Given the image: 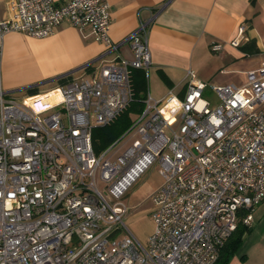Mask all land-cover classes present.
<instances>
[{"label": "built area", "instance_id": "1", "mask_svg": "<svg viewBox=\"0 0 264 264\" xmlns=\"http://www.w3.org/2000/svg\"><path fill=\"white\" fill-rule=\"evenodd\" d=\"M8 13L0 64L7 34L44 39L66 22L93 30L108 53L118 49L108 0H11ZM153 18L129 36L131 60L61 86L42 108L38 96L8 100L0 73V264H215L241 213L251 226L264 200V63L243 85L189 70L183 98L149 96L122 138L95 150L94 129L134 101L131 71L152 66ZM246 32L240 25L230 46L246 44ZM153 166L163 183L148 199L154 230L143 244L125 223L134 209L124 198Z\"/></svg>", "mask_w": 264, "mask_h": 264}, {"label": "crops", "instance_id": "2", "mask_svg": "<svg viewBox=\"0 0 264 264\" xmlns=\"http://www.w3.org/2000/svg\"><path fill=\"white\" fill-rule=\"evenodd\" d=\"M10 1L0 0L1 19L8 17ZM55 1L63 4L66 0ZM108 2L111 6L109 35L112 42L118 45V49L110 53L105 44L96 40L93 30H80L67 22L53 36L44 39L17 32L7 34L0 64L7 96L23 91L25 95L15 101L41 97L36 103L37 108L56 102L58 89L63 86L59 82L61 79L71 77L73 81L88 76L104 63L131 60L133 50L129 36L139 28L141 20L147 21L153 17L149 36L152 66L149 71H131L134 98L142 101L143 109L149 96L161 100L173 92L175 96L183 98L189 70L207 83L243 85L247 82L246 73L259 69L264 63V0ZM242 24L246 25L249 38L243 46L252 44L251 50L254 49L250 55L241 48L230 46ZM216 44H224L225 47L215 52L213 46ZM38 56L42 61L39 71L30 77L21 75L18 71L20 61L34 62ZM151 75L156 84L153 89L150 85ZM49 84L57 85L41 91ZM31 90L37 93L32 95ZM140 113H132L131 118ZM162 183L161 178L160 185L154 191ZM250 227L251 232L230 264H264V200L256 207ZM153 230L152 220L151 233Z\"/></svg>", "mask_w": 264, "mask_h": 264}, {"label": "rangeland", "instance_id": "3", "mask_svg": "<svg viewBox=\"0 0 264 264\" xmlns=\"http://www.w3.org/2000/svg\"><path fill=\"white\" fill-rule=\"evenodd\" d=\"M18 66V65H17ZM18 71L25 77H30L32 74H36L42 67V61L40 56L36 57L35 61L30 60L20 61ZM57 84H49L44 86L41 91L55 87ZM150 85L153 88L156 87L153 76L150 78ZM25 95L23 91L9 94L6 98L8 100H18ZM207 97L214 98V94L208 90ZM135 119L136 115L132 116ZM131 136L125 137L121 140L118 148L125 147ZM122 138V137H121ZM120 138V139H121ZM119 139V140H120ZM161 178L158 174L157 168L153 166L125 195L124 201L129 204L134 211L125 220L128 228L135 234V236L145 244L148 237L151 234L152 229V211L153 205L148 200L155 188L160 185ZM125 235L122 234V237Z\"/></svg>", "mask_w": 264, "mask_h": 264}, {"label": "trees", "instance_id": "4", "mask_svg": "<svg viewBox=\"0 0 264 264\" xmlns=\"http://www.w3.org/2000/svg\"><path fill=\"white\" fill-rule=\"evenodd\" d=\"M252 44H247L242 46L241 49L243 52L250 55L254 49H252ZM72 78H64L59 82L62 85H66L71 82ZM30 93L35 95L37 93L36 90H31ZM143 104L141 100H137L134 98L133 103L130 107L111 125L106 127L96 128L93 131V142L95 150L99 153L109 147L112 143L117 141L123 134H125L132 126L133 119L131 118V114L134 112H142ZM244 213H241L240 221L238 223L236 231L233 235L226 241L222 249L220 250L219 258L215 264H230L231 259L238 252L240 247L242 246L245 237L251 232L252 228L250 226H246L242 218Z\"/></svg>", "mask_w": 264, "mask_h": 264}, {"label": "water", "instance_id": "5", "mask_svg": "<svg viewBox=\"0 0 264 264\" xmlns=\"http://www.w3.org/2000/svg\"><path fill=\"white\" fill-rule=\"evenodd\" d=\"M58 80V79H57ZM53 81V80H52Z\"/></svg>", "mask_w": 264, "mask_h": 264}]
</instances>
